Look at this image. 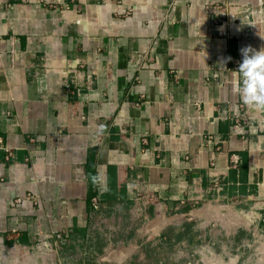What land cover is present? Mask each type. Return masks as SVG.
<instances>
[{"label":"crops","instance_id":"crops-1","mask_svg":"<svg viewBox=\"0 0 264 264\" xmlns=\"http://www.w3.org/2000/svg\"><path fill=\"white\" fill-rule=\"evenodd\" d=\"M247 46L264 0H0V242L264 264V110L231 83Z\"/></svg>","mask_w":264,"mask_h":264},{"label":"rangeland","instance_id":"rangeland-1","mask_svg":"<svg viewBox=\"0 0 264 264\" xmlns=\"http://www.w3.org/2000/svg\"><path fill=\"white\" fill-rule=\"evenodd\" d=\"M59 246L60 244L58 242L51 246V243L46 239L36 240L32 245L28 247H21L20 249L6 247L0 242V264H59V261H62L63 264H76L73 261L74 257L68 256L65 258L59 254ZM110 247L111 243L105 245V251L108 249L110 250ZM189 258L192 260L191 264H194L195 261L193 260L196 259L199 264L203 263V257L191 256ZM246 258L248 257H245L244 259L241 258L240 261L243 264H254L255 257H249V259ZM261 258L264 259V256ZM91 259L88 258L87 260L89 264H108L104 261L97 262L96 256L91 257ZM180 259L175 258L174 260H171L167 258V264H182L183 260ZM205 260L206 263H208V258ZM121 264H156V262L154 259L141 262L140 259L135 256L129 261ZM229 264H236L235 259H233Z\"/></svg>","mask_w":264,"mask_h":264},{"label":"clouds","instance_id":"clouds-1","mask_svg":"<svg viewBox=\"0 0 264 264\" xmlns=\"http://www.w3.org/2000/svg\"><path fill=\"white\" fill-rule=\"evenodd\" d=\"M240 51L242 59L231 73L233 89L245 106L264 110V48L256 50L247 46Z\"/></svg>","mask_w":264,"mask_h":264},{"label":"built area","instance_id":"built-area-1","mask_svg":"<svg viewBox=\"0 0 264 264\" xmlns=\"http://www.w3.org/2000/svg\"><path fill=\"white\" fill-rule=\"evenodd\" d=\"M125 13L128 14V11H126ZM237 63L239 64V61H237ZM85 76H86V79H89V73L88 72L85 74ZM81 77H78V78L81 79ZM237 128H238L237 125H234L233 128H232V131L233 132L237 131ZM27 140H28L29 143L33 144V143H36L38 141V137H35L33 135H29V136H27ZM5 151L7 152V154H6L7 157L12 156V153H11L10 149L5 148ZM228 168L234 169L237 172L240 171L241 168H242V158H241V156H239L236 153L235 154H231L230 157H229ZM214 187L216 189L219 188L216 185H214ZM139 198H140L139 196H136L135 197L136 201L139 200ZM179 204L180 205H186L185 201H179ZM92 205H93L94 208H96V209L98 208V206H99V198L98 197H93L92 198ZM178 208L179 207H176L175 209H178Z\"/></svg>","mask_w":264,"mask_h":264}]
</instances>
